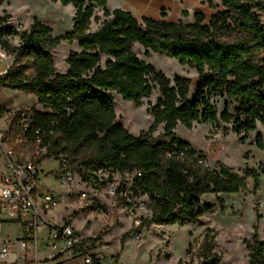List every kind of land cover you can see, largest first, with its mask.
Returning a JSON list of instances; mask_svg holds the SVG:
<instances>
[{
  "label": "trees",
  "instance_id": "1",
  "mask_svg": "<svg viewBox=\"0 0 264 264\" xmlns=\"http://www.w3.org/2000/svg\"><path fill=\"white\" fill-rule=\"evenodd\" d=\"M49 1L73 8L70 32L53 38L50 27L33 17L28 30L17 34L7 24L9 17H0V50L13 57L12 68L0 83L5 89L34 97L45 110H30L33 129L43 133L41 147L46 152L42 159L58 158L60 165L79 174L85 171L84 181L95 169L107 172L108 178L139 172L129 191L134 198L147 199L150 217L141 227L200 224L202 216L216 209L201 200L203 195L238 194L246 189L247 178L253 181V192L257 191L254 170L239 175L219 162L217 171L203 168L200 156L174 130L177 125L190 129L193 123L219 120L232 123L241 142L258 125L264 130V5L260 0H221L222 11L208 20L195 12L189 24L138 21L129 12L108 11L106 0ZM4 2L0 0V5ZM97 9L103 20L94 17ZM92 22L98 25L94 32L90 31ZM14 35L18 36L16 46L11 43ZM72 41L79 51L66 58L65 73H57L51 51ZM135 45L145 55L153 53L188 66L196 77L170 80L138 58L132 50ZM191 85L195 91L188 99ZM156 89L159 97L147 108L151 125L146 133L132 136L116 123L111 94L139 108ZM217 96L236 104L234 114L226 108L217 113L212 102ZM160 125L165 141L151 144ZM255 147L264 150L259 134ZM81 154L87 156L72 160L71 167L68 161ZM211 233L209 228L203 231L198 264L220 262L213 252ZM242 243L249 264H264V242L256 224Z\"/></svg>",
  "mask_w": 264,
  "mask_h": 264
},
{
  "label": "rangeland",
  "instance_id": "2",
  "mask_svg": "<svg viewBox=\"0 0 264 264\" xmlns=\"http://www.w3.org/2000/svg\"><path fill=\"white\" fill-rule=\"evenodd\" d=\"M264 5V0H260ZM185 8L180 19L176 20L173 12L170 19L173 22L189 24L194 22L195 12L203 14L208 20L211 16L222 11L221 0H182ZM8 16L7 24L13 26L19 34L28 30L35 17L51 29V36L58 37L70 32L73 24L74 10L71 6H62L49 0H6L0 5V17ZM94 17L103 20L102 12L97 9ZM98 25L91 23L90 31L94 32ZM12 45H17L18 36L11 38ZM133 52L138 58L150 64L153 69L172 80L175 76L194 79L196 73L188 66H181L176 61L164 56L148 53L138 46H133ZM77 43L62 42L51 51L54 67L57 73L63 74L67 70L65 63L68 55L78 52ZM4 53V52H3ZM9 56V55H8ZM26 74H30L27 71ZM194 86L189 87L188 99L194 95ZM114 101L115 121L121 124L132 136L146 133L151 125L152 118L147 113V108L156 103L159 92L143 100L142 106L136 108L130 102L123 101L115 93L111 94ZM212 102L217 113L225 108L229 114H234L236 104L224 96L215 97ZM21 105L27 110H45L36 104L35 98L26 96L21 98ZM176 136L189 144L203 160V168L217 171L216 163L243 175L246 169H252L257 174L259 187L253 192V181L246 179V189L238 194H205L201 200L206 204H213L216 209L201 217L200 224L165 225L147 224L141 230L142 243L135 245L132 241L136 233L132 220L134 216L143 211L134 212L126 208L122 202L114 201L108 195L105 187L94 186L88 182L82 185L78 182L69 189L62 186L56 178L58 158L45 159L40 164V175L37 191L61 196L59 208L49 216L51 222L70 224L82 237L96 238L105 254L111 255L119 264H198V245L203 238V231L209 228L214 234L215 246L213 252L220 256L219 264H249L242 241L249 239L252 226L257 225L260 240L264 242V150L255 147V136H261L264 145V130L258 125L257 130L249 133L241 142L233 133L232 123H193L190 129L177 125L174 130ZM163 125L158 126L153 134L151 144L165 141L162 137ZM87 156L81 154L71 158L68 162L72 167V160ZM124 182L125 177L121 176ZM108 181L116 180L110 177ZM85 192L87 197L80 200L78 195ZM138 208L147 209L146 197L135 198ZM131 211V212H130ZM259 216L257 219L256 216ZM20 236L18 225H4L0 229V238L14 239ZM122 241V244H121ZM29 257V255H27ZM12 259V258H10ZM50 264H75L72 261H57Z\"/></svg>",
  "mask_w": 264,
  "mask_h": 264
},
{
  "label": "built area",
  "instance_id": "3",
  "mask_svg": "<svg viewBox=\"0 0 264 264\" xmlns=\"http://www.w3.org/2000/svg\"><path fill=\"white\" fill-rule=\"evenodd\" d=\"M0 62L7 72L13 66V57L1 52ZM0 120H3L0 128V229L4 225L16 224L20 231L17 238H0V264H50L57 261L119 264L113 256L103 252L96 238L82 237L70 224L50 221L49 216L59 208L62 197L37 191L39 168L46 151L41 147L42 131L33 129L30 110L0 112ZM59 163L56 180L62 186L70 189L76 183L77 175L82 185L88 182L94 186L103 184L111 199L122 202L134 212L142 210L143 213H137L132 220L136 232L132 241L135 245L142 243L141 230L144 227H141V222L150 217V211L138 208L129 191L132 178L140 177L139 172L124 174L125 180L121 182V175L112 174L111 177H116L117 181H108L107 172L95 169L84 181L82 174L85 171L79 174ZM86 197L85 192L78 195L80 200Z\"/></svg>",
  "mask_w": 264,
  "mask_h": 264
},
{
  "label": "crops",
  "instance_id": "4",
  "mask_svg": "<svg viewBox=\"0 0 264 264\" xmlns=\"http://www.w3.org/2000/svg\"><path fill=\"white\" fill-rule=\"evenodd\" d=\"M194 6V5H193ZM190 7L191 9L194 7ZM182 0H106V9L113 11L119 9L131 13V15L140 21L142 18L152 19L154 21L173 22L170 19V12L176 20L180 19L182 12L189 10L185 8ZM2 51L0 50V53ZM3 64L0 62V78L5 75ZM23 92L11 91L2 87L0 83V109L5 111H14L17 109H26L21 105V98L26 97ZM36 101V100H35ZM3 120H0V128Z\"/></svg>",
  "mask_w": 264,
  "mask_h": 264
}]
</instances>
